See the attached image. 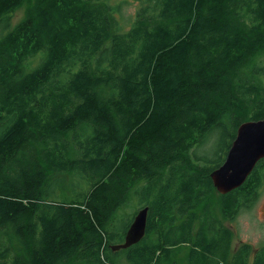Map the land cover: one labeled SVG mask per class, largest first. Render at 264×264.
<instances>
[{"label": "trees", "instance_id": "1", "mask_svg": "<svg viewBox=\"0 0 264 264\" xmlns=\"http://www.w3.org/2000/svg\"><path fill=\"white\" fill-rule=\"evenodd\" d=\"M133 1L125 30L121 2L0 0V264H264L213 210L232 222L259 170L210 177L264 117V0Z\"/></svg>", "mask_w": 264, "mask_h": 264}, {"label": "water", "instance_id": "2", "mask_svg": "<svg viewBox=\"0 0 264 264\" xmlns=\"http://www.w3.org/2000/svg\"><path fill=\"white\" fill-rule=\"evenodd\" d=\"M264 157V117L259 120L242 122L226 153L222 164L214 169L211 180L220 194H225L239 187ZM148 207L137 209L126 231L124 242L112 246V250L127 248L138 242L146 232Z\"/></svg>", "mask_w": 264, "mask_h": 264}, {"label": "rangeland", "instance_id": "3", "mask_svg": "<svg viewBox=\"0 0 264 264\" xmlns=\"http://www.w3.org/2000/svg\"><path fill=\"white\" fill-rule=\"evenodd\" d=\"M120 2L122 4L120 10L114 11L113 14L120 19L121 23L123 24V28L126 30L130 25L128 17H132L136 6L133 0H107V4L110 6H115L116 4L120 5ZM24 16L25 6L22 5L14 11L10 29L13 28L17 23H20ZM208 140L209 144L197 148V154L204 152L209 153L212 149H214V137L212 134ZM52 178L57 179L59 185L64 187L69 186L71 181H73L71 175L64 173L54 174ZM134 201L135 199H131L130 206L127 207L128 209L125 211L129 212L130 209H136V207L132 205V202ZM213 210L216 217H218L224 225H227L230 229H232L233 248L240 242H248L253 248L264 245V184L260 189L259 198L257 199L255 206L248 211L241 209L232 222L229 223L228 221L221 219L220 212L216 207ZM119 263L126 264L123 259H121Z\"/></svg>", "mask_w": 264, "mask_h": 264}, {"label": "flooded vegetation", "instance_id": "4", "mask_svg": "<svg viewBox=\"0 0 264 264\" xmlns=\"http://www.w3.org/2000/svg\"><path fill=\"white\" fill-rule=\"evenodd\" d=\"M259 170L260 172V176L259 178L262 180L260 186L257 188V190L253 193L252 195V200H250V198L247 200V207H244L242 209L244 210H250L252 207L255 206V203L257 201V199L259 198V194H260V189L262 187V185L264 184V157L261 158L259 161H257V163L254 165L253 169L251 170V172L248 174V176L246 177L245 181L242 184H246V182L249 180V178L251 177V175L256 171ZM245 200L242 199L241 202H244ZM264 217V216H263ZM230 223V222H229ZM262 242V241H261ZM244 242H240L237 246H239L240 244H242ZM263 245V244H262ZM237 246H234V248H236ZM264 246V245H263Z\"/></svg>", "mask_w": 264, "mask_h": 264}]
</instances>
